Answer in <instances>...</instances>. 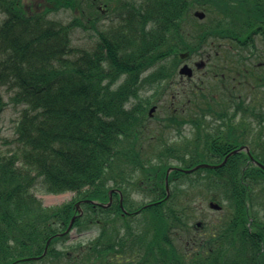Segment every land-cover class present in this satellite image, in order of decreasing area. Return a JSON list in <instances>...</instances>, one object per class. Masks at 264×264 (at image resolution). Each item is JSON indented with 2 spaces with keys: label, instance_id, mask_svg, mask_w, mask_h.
<instances>
[{
  "label": "trees",
  "instance_id": "obj_1",
  "mask_svg": "<svg viewBox=\"0 0 264 264\" xmlns=\"http://www.w3.org/2000/svg\"><path fill=\"white\" fill-rule=\"evenodd\" d=\"M81 1L45 0L30 7L24 0H0V86L21 107L14 139L6 141L10 148L0 150V264H264V219L254 208L257 190L264 191V171L245 153L217 170L173 172L170 183L177 186L164 200L173 159L185 169L221 163L233 149L251 145L249 138L242 135L237 142L233 135L222 144L207 135L203 151L144 153L146 159L124 140L135 142L147 127L151 97L140 93L155 83L170 86L182 52L191 56L219 40L251 39L256 26H264V0H108L113 22L105 30L95 28L92 51L72 44L78 21L51 17ZM87 1L98 22L100 3ZM197 9L209 19H196ZM5 106L0 95V117ZM245 107L243 102L246 118L256 116L262 124L257 110ZM260 147L252 153L264 165ZM40 180L48 193L75 196L46 207L33 192ZM112 188L123 191L129 211L143 209L144 219L122 216L116 201L108 209L82 202L84 215L72 230L97 228V234L87 244L72 240V230L66 231L78 215L76 203H107ZM198 191L230 214L201 239L190 237L186 251L176 237L192 233L191 198ZM127 194L148 198L152 206L130 205ZM51 238L47 257L37 259Z\"/></svg>",
  "mask_w": 264,
  "mask_h": 264
},
{
  "label": "rangeland",
  "instance_id": "obj_2",
  "mask_svg": "<svg viewBox=\"0 0 264 264\" xmlns=\"http://www.w3.org/2000/svg\"><path fill=\"white\" fill-rule=\"evenodd\" d=\"M44 2L45 0H24V3L30 7L37 3L42 4ZM95 3H100L99 8L101 9L103 15L102 19H100L98 22H96L95 20L93 21L91 16L94 8H91V2L87 0H82L75 9H62L59 12H55L51 15L52 18L64 24H67L72 20H76L78 21V23H80L81 26L75 28L71 35L72 44L74 47L92 51L95 47V41L98 38L95 28L97 27L99 30H105L113 22L112 18L114 17V12L110 10V7L107 6L112 5L113 2H111L112 4H109L108 0H97ZM196 11L205 14V18L202 20H199L194 16L199 21L209 19V16L207 18V12L199 9H197ZM3 20L4 16L0 11V23ZM190 26L192 28L196 27V24L193 20H191ZM231 44L232 43H230L228 40H219L218 42H215L210 46H205L201 54L200 52L195 53L194 55H191L190 58L186 59V61H182L183 64L181 63L177 67L178 69L176 78L173 82V85L170 86V89L169 86L166 89L161 87L158 88L159 84L155 83L147 92L145 90L144 92H141V95L145 97H151V104L147 110L149 111L152 106H156L157 108L154 107L152 111L154 116L150 118L149 122L146 123L147 127H145V129H143L144 127L139 128L140 130L143 129L140 134L138 133L140 135V138L137 136V140L135 142L131 141L130 139H124L126 144L131 143L132 148L136 146L137 149L141 151L142 157L144 159L148 158V156H145L144 153L146 155H149L150 151L153 154H157L160 150L180 151L181 153L184 151L183 153L186 154L185 156H188V154H190V151L194 152L199 148L200 151H203V149L206 148L204 147L206 144L205 139H203V142H201L202 140L199 139V141L201 142L200 147V142L198 144L192 142L196 139L197 133L204 134L205 132H214V130L217 131L218 129H220V127L223 128V125H220V120H225L224 114L226 109L228 110L227 113H230L231 108L229 104L230 101H233L235 98L233 96L234 91H228L226 89V87L228 86V82L231 78L233 79L234 77L235 64L241 67L240 71L242 70L243 74V77H241V81L244 84L243 102L246 106L245 109L249 111L256 109V105V107L251 106L247 104L244 99L249 96V94H251V88L253 87V85H256L258 83V80L259 84H262L261 86L259 85V87H257L259 89V92L261 93L264 90V81L262 82V80H264V37L262 38V40L258 41V46L260 47L259 49H261L262 52L261 57L248 59V61H244L243 59H241V57L239 60L231 56L232 53H230L228 49ZM243 53L246 54V52ZM185 63H188L192 67L193 76L187 78V76L183 75V77L185 78L181 80L179 71ZM195 63H200L201 66L196 67ZM254 66H257L253 72L254 75L252 74V77L247 76L250 75V73L247 72L248 68L254 69ZM230 68H232L231 71ZM224 83L227 84L224 85ZM174 84L176 85V87L174 86ZM177 92L178 94L174 99V96L172 95ZM0 95L6 103L4 111L0 117V150L4 152L6 150H9L10 148L9 144H7L6 141L14 139L16 125L21 114V107L16 106L12 102L13 93L8 89L7 86H0ZM173 102H175V108L179 110V112L177 113H174V111L172 112ZM258 102L259 103H255L260 106L257 111L259 113H264V94ZM181 111L186 112L187 115L179 118L180 115L178 114H180ZM192 117H197L200 121L201 126L197 127L198 131H196V129L195 131L193 130L195 128L193 125V128L190 126ZM226 119L229 120V118ZM243 121V136L249 138V143H251V145H242L236 148L235 151L243 146L251 148L252 150H257L259 145L260 149V144L264 145V129L260 127V124L256 120V116H253V118H246ZM184 122L187 125L184 126ZM246 128H248L249 131H247ZM181 130L183 131V133L181 132ZM186 149H188L189 151ZM232 155L233 153H228V155L225 157V160ZM225 160H223L219 165H221ZM171 167L172 170L168 169V171L166 172V182L167 179H170L171 177V171H175V167H178L180 170L185 169L179 165V162L176 159H173ZM176 186L177 185L174 184L170 187L169 192L171 193V195L172 190ZM257 191V194L254 196V208L258 211L259 217H262L264 219V191H262L261 189ZM33 192L46 207L61 205L63 203L71 201L75 196V194L72 192H66L63 194L48 193L41 180L39 181L37 186L34 187ZM127 195L130 205L139 206V204L141 203H148L147 205H144V209L152 206V204L149 203L150 200L148 198H144L141 195L138 196L136 194ZM109 197L111 198L109 203L112 204L103 208H110L115 203V201L119 199V206L123 210L122 216L128 217L131 220L144 219V214L142 212L143 209L131 212L127 209V207H124L126 197L124 196L123 199L122 193L120 192L119 188H112L109 191ZM168 197L169 194L166 195L165 199H167ZM191 199L193 200L192 206L194 207L195 211V219L190 225L192 228V233L186 232L183 233L182 237H176L177 244L180 246V248H183L186 251H189L192 248L191 245L193 240L191 238L197 236V239H201V237L206 235L214 225L222 220H225L230 214V210L228 208H225L226 206H224V209L220 212L211 210L209 206L210 195L207 193L203 194V192L198 191L196 197H192ZM77 204H79V206H76L78 215L73 217L75 218V220L78 217L84 215L83 213H81V203ZM197 222L203 223V227L201 229L195 228ZM96 234L97 228L94 229V231H92L91 233L87 232L84 234H78L74 230L70 234V236L72 240L81 239L82 243L87 244L96 237ZM185 243H188V248L184 247Z\"/></svg>",
  "mask_w": 264,
  "mask_h": 264
},
{
  "label": "flooded vegetation",
  "instance_id": "obj_3",
  "mask_svg": "<svg viewBox=\"0 0 264 264\" xmlns=\"http://www.w3.org/2000/svg\"><path fill=\"white\" fill-rule=\"evenodd\" d=\"M264 37V26H256V28L253 30L252 33V38L251 39H247V40H243V39H235V40H228L230 43H232L229 46V52L232 53L231 56L237 58L240 60L243 59L244 61H248V59H252V58H256V57H261L262 52L261 49H259L260 47L258 46V41L262 40V38ZM228 52V51H226ZM243 52H246L243 53ZM242 61V60H241ZM183 64V63H182ZM257 66H254V69H249L248 71L250 73V75L247 76H251L255 70ZM240 68L237 64H235V73H234V77L233 79L231 78L230 81L228 82V86L226 87V89L228 91L232 90L234 91L233 96L235 97L234 100L230 101V113H227L228 110H225V114H227V118H229L230 122H225V120H220V125H223V128L220 127V130L215 131L214 132H208L209 134H207V132H205L204 134L202 133H197L196 139L192 142V143H196L198 144L200 141L199 139H201L203 142V139H205L207 137V135H211L213 138L217 139L218 141L222 144H225L227 142L231 141V136L236 135V137H234L233 139L236 140L237 142H242V135H243V131H242V127L244 125V113H243V109H242V105H243V98H244V94H243V89H244V84L241 81V77H243L242 74V70L240 71ZM232 70V68H230V71ZM240 71V72H239ZM254 75V74H253ZM230 77V76H229ZM184 78L181 77V80H183ZM225 80V79H224ZM264 80H262L263 82ZM227 83H224V85H226ZM259 85L261 86L262 84H259V80L258 83L256 85H253V87L251 88V94H249V96H247L246 98L249 99L247 100L246 98L244 99V101L247 104H250L251 106H257V109L260 108L259 105L255 104V103H259L258 101L260 100V98L262 97V95L264 94V82H263V92H259V89L257 87H259ZM174 86L176 87V85L174 84ZM178 92L173 94L172 96L175 97L177 96ZM255 106V107H256ZM184 107V106H183ZM181 107V108H183ZM189 110V109H188ZM174 113L179 112L178 109L175 108V102H173V110ZM181 111L179 118L187 115L186 112ZM259 116L260 120H263L262 124H260V127H264V113H259L257 111L256 113ZM225 116V115H224ZM148 117H149V112H148ZM150 118V117H149ZM150 119L145 120V123L149 122ZM259 121V120H257ZM191 127L193 128V126L195 127L193 130L198 131L197 126L195 125L193 119L191 120ZM187 125L184 122V126ZM193 125V126H192ZM247 131H249L248 128H246ZM181 132L183 133V131L181 130ZM204 135V136H203ZM219 136V137H218ZM257 139V138H256ZM249 142V140H248ZM235 150V149H233ZM251 152L252 149L250 148ZM247 156L250 157V155L248 153H246ZM225 158V157H224Z\"/></svg>",
  "mask_w": 264,
  "mask_h": 264
},
{
  "label": "water",
  "instance_id": "obj_4",
  "mask_svg": "<svg viewBox=\"0 0 264 264\" xmlns=\"http://www.w3.org/2000/svg\"><path fill=\"white\" fill-rule=\"evenodd\" d=\"M195 16L198 17V18L201 19V20L205 18V14H204V13H201V12H196V13H195ZM188 55H189L188 53L183 54V55H182V58H186ZM200 66H201V65L198 64V67H200ZM180 74H181V75L188 76V77H192V76H193V75H192V69L189 68L188 65H185V66L180 70ZM152 111H153V110H152ZM227 159H228V158H227ZM227 159H226L221 165H219V166H211V165H209V164H201V165H198L197 167H195L194 169H191V170H183V172H184V173H192L193 171L198 170V169H200V168H218V167H222L224 164H226ZM255 162H256V161H255ZM256 163L258 164V166H260L261 168L264 169V166H263V165L259 164L258 162H256ZM167 190H169V188H168V179H167ZM76 206H79V204H77ZM108 206H109V205H108ZM210 207H211L212 209H215V210H221V209H222V207H221L219 204L214 203V202H212V203L210 204ZM81 213H82V210H81ZM74 222H75V218L72 219V221H71V223H70V227H69V229L66 231V233H68L69 231H71L72 226L74 225ZM201 225H202L201 223H198V226H201Z\"/></svg>",
  "mask_w": 264,
  "mask_h": 264
},
{
  "label": "bare ground",
  "instance_id": "obj_5",
  "mask_svg": "<svg viewBox=\"0 0 264 264\" xmlns=\"http://www.w3.org/2000/svg\"><path fill=\"white\" fill-rule=\"evenodd\" d=\"M196 12H197V11H194V13H193L194 16H195V13H196ZM206 144H207V143H206ZM205 170H213V168H210V169H199V170H195V171H193V174H194V173H198V172H204ZM174 184H175V181L173 182V184H171V183H170V179H168V188H169V189H170V187H171L172 185H174ZM164 187H165V191H166V193H168L169 190H167V182H166L165 180H164ZM69 227H70V225L68 226V229H69ZM73 227H74V225L72 226V229H73ZM72 231H74V230H72ZM62 234H63V233H60V234H57L56 236H61ZM52 240H53L52 238L48 240L43 255H42L41 257L37 258V259H42L43 257H47V255H48V253H49V247H50V245H51ZM32 259H34V258H32ZM35 259H36V258H35Z\"/></svg>",
  "mask_w": 264,
  "mask_h": 264
}]
</instances>
